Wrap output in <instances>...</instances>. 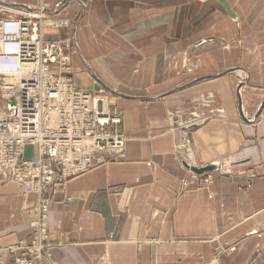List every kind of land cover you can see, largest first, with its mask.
Instances as JSON below:
<instances>
[{
	"label": "crops",
	"instance_id": "0c3cea01",
	"mask_svg": "<svg viewBox=\"0 0 264 264\" xmlns=\"http://www.w3.org/2000/svg\"><path fill=\"white\" fill-rule=\"evenodd\" d=\"M60 1L66 2L0 3L30 8ZM79 1H68L57 19L75 18ZM226 1L233 16L213 0L215 16L193 10L195 15L183 21L182 7L172 6L173 0H87L89 15L83 13L73 34L81 58L73 55L71 78L80 88L98 85L117 93L126 140L121 156L112 152L113 159L49 188L48 237L54 246L37 264H264V105L257 114L264 100V0ZM218 15L221 22L212 23L206 43L227 45L221 64L151 99L111 88L118 83L106 67L112 66L108 53L116 50L111 56H119L127 46L101 44V34L87 29L88 23L101 29L99 19L114 22L145 53L140 68L152 66L147 75L161 82L175 59L167 54L183 47L168 45L167 36L201 29ZM91 49L101 52L92 57ZM183 56H177L179 62ZM170 113L175 130L169 128ZM11 114L0 107V115ZM182 128L190 129L188 145L178 139ZM181 143L188 147L190 169L214 165L206 170L210 183L188 185L192 172L177 157ZM34 204L33 193L14 183L0 185V249L30 240L28 208ZM230 245L233 250L218 252ZM0 259L13 255L0 250Z\"/></svg>",
	"mask_w": 264,
	"mask_h": 264
},
{
	"label": "built area",
	"instance_id": "2783aa9c",
	"mask_svg": "<svg viewBox=\"0 0 264 264\" xmlns=\"http://www.w3.org/2000/svg\"><path fill=\"white\" fill-rule=\"evenodd\" d=\"M34 13L8 9L0 17V98L12 111L0 115V184L15 183L37 195L28 210L32 236L5 249L14 253L9 264H35L49 252L47 191L53 182L63 183L105 162L102 153L121 152L125 142L117 130L120 112H110L106 97L72 82L66 41L45 39L46 26L61 24ZM26 144L32 146L29 159L23 158ZM177 157L190 159L185 143ZM196 178L191 173L189 185L196 186Z\"/></svg>",
	"mask_w": 264,
	"mask_h": 264
},
{
	"label": "rangeland",
	"instance_id": "374dc122",
	"mask_svg": "<svg viewBox=\"0 0 264 264\" xmlns=\"http://www.w3.org/2000/svg\"><path fill=\"white\" fill-rule=\"evenodd\" d=\"M68 1H72V0H66V2H48V3H38L37 5L30 7V8H25L23 6H19L16 4H5V3H0V17H2L6 11H8V9L11 10H15L17 11V9L19 10H23V9H30V11L33 12H37L40 13L42 12L43 16L45 17L43 20L47 21L49 19L53 20V23H58L61 24L58 28H50L49 26H46L44 29V36L46 40H50V41H55L58 39H64L68 45V47L65 50V55L68 58V70L67 72H69L70 77H71V73L75 72L73 71V55L76 54L77 59L81 58L78 50V39L73 40V34L75 33L76 35V29L78 27L79 24H81V18H83V13H86L87 16L89 15L86 10L88 7V2L87 0H80L79 1V11L77 12L78 14L75 16V18H61V19H57L56 17V13L57 11L60 10V8H62L66 3H68ZM213 0H173V3L175 5L176 8L177 7H182L181 8V13H182V17H183V21H185V18L187 19L188 17L191 18L193 17L194 11L193 10H197V12H199V14L203 13L206 14V17H212L215 16L212 14V10L213 8H210L211 5L210 3ZM215 1V0H214ZM217 3H219V5H221V9L220 11H224L225 14H227L223 8L222 3L220 2V0H216ZM226 1V0H225ZM206 2V3H203ZM227 2V1H226ZM228 3V2H227ZM229 5V3H228ZM230 7V6H229ZM192 8V10H191ZM230 10L232 11V9L230 8ZM192 11V12H191ZM233 12V11H232ZM234 13V12H233ZM40 15V14H38ZM82 15V16H81ZM228 15V14H227ZM229 16V15H228ZM220 16L218 15L214 21L211 18V21L209 22V24L205 25V27H202L201 29H197L195 27H192L190 31L187 32H183V33H179V34H170L169 36H167V44L170 45L171 43L176 42L177 44L182 43V48H178L175 50H170L169 53L167 54V58H172L173 56H175V59H173V62L171 63V72L170 74H166L165 73V77L163 78V80L161 82H157L156 80H154L153 76H148L147 74L152 75L153 69L152 66H150L148 69L145 68H140V63L143 62V60L145 59L146 55L144 53V56L142 55V52L140 50L137 49L136 46L137 42L134 40V37L131 38L128 36L129 34L126 33L125 34L121 33L122 31H120L118 29V27L116 26V24L112 21H105V20H98L99 24H102V28L100 29V27L95 28L93 23H88L87 24V29L88 32L91 35H99V33L101 34V44H126L127 49L124 50L122 53H119V56H111L116 50H112L108 53V57L110 59V63L112 64V66H109L106 63V59H104L105 63L107 64V69L109 74L116 79L117 84H110L114 87L111 86V88L118 90V91H125L127 93L130 94H146L145 97H153L154 95H156L155 97H160L159 94L160 92H163L165 90H168L170 88L175 87L179 81L182 82H186L189 81L190 79H192L193 77H199L200 75H202L203 73H213L215 70H209L208 71V66L211 65H216V64H221V57L223 55V48H227L226 44L224 42H222L221 40H219V43H221L219 45V47H210L206 43V41H210V38L207 36L212 35L209 34L210 32H212V23L217 22L216 19L220 20ZM80 19V20H79ZM221 22V20H220ZM218 23L217 25L221 26V23ZM128 30V29H127ZM48 34H51L50 36L47 37ZM237 35L234 34V39L235 41H237ZM214 41H216L217 38H211ZM150 42H152V39H149ZM195 43H199L197 44V46H194ZM228 44V43H227ZM133 46V47H132ZM179 47V45L177 46ZM98 53V55L100 54L101 51L96 50V49H91L90 53L91 55H93L92 57L95 56L96 52ZM184 53L185 56H183L185 58V60L183 59L182 61L179 62V59L177 56H179L180 54ZM150 54L152 55L153 52H150ZM149 54V55H150ZM83 55V54H82ZM150 55V56H151ZM221 59V60H220ZM234 61L237 60V57H233L232 58ZM146 61V60H144ZM168 62V61H167ZM166 64V62H165ZM167 65V64H166ZM93 69V68H92ZM86 71L87 68L85 67ZM94 71V70H93ZM95 75H98L95 71H94ZM132 77V81H124L122 79V77H124L126 80H128V78H126V76ZM169 75H171L170 77H168ZM101 76V77H100ZM104 75H98V77L100 78V81H103V77ZM180 78L178 81L177 79ZM72 79V78H71ZM91 81L97 82L95 79V76L91 77ZM73 82V80H72ZM166 82V83H164ZM98 83V82H97ZM160 83H164L162 85H159ZM159 85V86H158ZM77 86V85H76ZM97 89L95 90H91V89H84L83 90H87L91 93H94V96H98V97H106L107 98V102L110 104L109 106V111L111 112L112 110L116 109L120 112L121 118H120V123L117 126V130L118 132L125 138L124 134L121 132L120 130V124L122 121V112L119 108L116 107V97H117V93L115 91H111L108 90L107 88H103L101 86L97 85ZM80 88V87H79ZM150 89H152V91H150ZM239 89V88H238ZM159 93V94H158ZM0 107L1 110L4 111H8V114H11L12 111L9 110L8 105L4 104V100H1L0 98ZM8 116V115H5ZM168 117V122H169V128L170 129H176L178 128V126L176 125V119H175V114L170 113L167 115ZM206 117H203V119H205ZM252 119H250L251 121ZM202 123V122H200ZM191 137V133H190V129H186V128H182L180 130L179 133V140H184V141H189ZM125 144V142H124ZM112 152H115L114 150L112 151H108V152H103L102 155L107 159L105 162L109 161L112 158ZM118 152V151H117ZM119 156H121V152L118 153ZM188 160L190 159H183V160H179L181 162L182 165H185L189 170V167H192L193 165H189ZM103 162V163H105ZM101 163V164H103ZM98 164V165H101ZM53 168H57L56 164L53 163ZM96 165V166H98ZM94 166V167H96ZM92 167V168H94ZM91 168V169H92ZM89 169V170H91ZM88 170V171H89ZM194 175H196V179H195V183L197 185H202V184H208L211 182V175L209 174V172L207 171H202V172H196L194 170H190ZM87 172V171H86ZM85 173V172H84ZM83 174V173H81ZM78 174V175H81ZM76 175V176H78ZM76 176H72L70 178L76 177ZM70 178H68L67 180H69ZM191 179V176H190ZM190 179L188 180V182L190 181ZM65 180V182L67 181ZM65 182L61 183L58 181H54L52 186L58 185V184H64ZM199 182V183H198ZM1 183V182H0ZM6 183H10V182H6ZM3 185V184H1ZM191 186V185H190ZM51 187V186H50ZM49 190V189H48ZM48 192V191H47ZM49 194V193H48ZM35 195V203H36V197L37 195L34 193ZM45 196V195H44ZM48 197L50 198L51 201V197L50 195H48ZM49 201V203H50ZM34 206L28 208H34ZM30 220V217H29ZM28 220V221H29ZM46 225H47V240L48 242L51 244V247L49 249L48 253H44V255L38 259H36L35 264H37V262L41 259V258H47L49 253L51 252L52 247L54 246V244L51 242V240L48 237V222L46 221ZM153 241V240H151ZM17 244V242H16ZM11 244L6 246L5 248H1L0 250H4L16 245ZM233 250V246H222V247H218V252H227V251H231ZM7 252L11 253L14 257V253L10 252L7 250ZM13 260V259H12ZM12 260L6 261L3 259H0V264H9Z\"/></svg>",
	"mask_w": 264,
	"mask_h": 264
},
{
	"label": "water",
	"instance_id": "95a60500",
	"mask_svg": "<svg viewBox=\"0 0 264 264\" xmlns=\"http://www.w3.org/2000/svg\"><path fill=\"white\" fill-rule=\"evenodd\" d=\"M220 2L222 3L225 12L229 16H233V12L230 10V7H229L228 3L225 0H220ZM263 105H264V100H263L262 104L259 106L257 114L261 111ZM30 152H31V149L30 148H26L25 151H24V156L25 157L28 156L30 154ZM213 167H214V165H211V166H206V167L199 168V169L193 168L192 170H194L196 172H202V171L210 170Z\"/></svg>",
	"mask_w": 264,
	"mask_h": 264
},
{
	"label": "bare ground",
	"instance_id": "6f19581e",
	"mask_svg": "<svg viewBox=\"0 0 264 264\" xmlns=\"http://www.w3.org/2000/svg\"><path fill=\"white\" fill-rule=\"evenodd\" d=\"M34 14H37V15L40 14V15H42V12H40V13H34ZM20 142H21V145H22V141H21V140H20ZM24 147H25V149H26V148H30V149H31L32 146L26 144V145H24ZM31 151H32V150H31ZM32 155H33V151L30 152V154H29L28 156H26V157L23 155V158H24V159H29ZM190 170H191V169H190ZM5 184H6V183H5ZM14 184H15V183H14ZM0 185H1V184H0ZM188 185H189V183H188ZM47 218H48V214H47ZM15 244H16V243H15Z\"/></svg>",
	"mask_w": 264,
	"mask_h": 264
}]
</instances>
